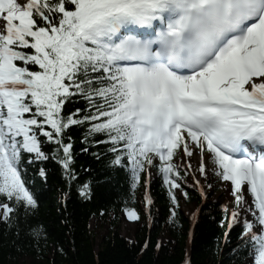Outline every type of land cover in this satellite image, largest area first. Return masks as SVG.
Returning a JSON list of instances; mask_svg holds the SVG:
<instances>
[{"label":"snow or ice","instance_id":"6c2138e0","mask_svg":"<svg viewBox=\"0 0 264 264\" xmlns=\"http://www.w3.org/2000/svg\"><path fill=\"white\" fill-rule=\"evenodd\" d=\"M74 127L129 171L133 199L156 169L178 208L186 178L201 181L174 158L198 155L196 171L234 197L233 251L264 264V0H0V224L17 237L47 238L31 222V165L55 160L69 187L78 180ZM78 190L90 196L89 183Z\"/></svg>","mask_w":264,"mask_h":264},{"label":"trees","instance_id":"16d2710c","mask_svg":"<svg viewBox=\"0 0 264 264\" xmlns=\"http://www.w3.org/2000/svg\"><path fill=\"white\" fill-rule=\"evenodd\" d=\"M77 106L68 104L66 108L74 111ZM83 134L84 129L76 127L70 133L75 141L78 173L71 187L55 160L36 162L28 168L38 200L31 222L41 223L47 238L34 241L26 227L17 237L14 228L0 224V264H27V258L33 260L28 264H35V260L42 264H183L185 259L191 264H246L247 252L242 248L233 251L241 226L229 232L223 202L207 200L197 187L183 183L188 195L176 192L177 208L158 172L146 186V171L133 199L129 171L112 164L114 157L106 146L84 143ZM82 148L88 150L81 151ZM41 168L46 177L39 175ZM84 182L90 185L88 198L79 194V185ZM146 191L153 198L150 210L144 203ZM180 202L195 204L198 212L187 216ZM125 207L134 208L142 219L132 239L116 228ZM173 210L175 217L171 215ZM110 216L109 229L96 235L90 227L91 218L106 220Z\"/></svg>","mask_w":264,"mask_h":264},{"label":"rangeland","instance_id":"374dc122","mask_svg":"<svg viewBox=\"0 0 264 264\" xmlns=\"http://www.w3.org/2000/svg\"><path fill=\"white\" fill-rule=\"evenodd\" d=\"M181 153H178L176 157V161L181 163V167L185 165V163L189 160L187 156H184L183 161H179V156ZM191 159H194L192 165L193 168L190 170L191 172L195 173V175L200 179L201 184L204 186L206 199H218L219 201L223 202V204L228 208L231 209L233 207V201L234 197L230 191V188L220 180H217L215 176L211 173V170L209 169L207 172V178H205L204 175H201L199 172L196 171V167L199 164L200 157L198 155H194ZM152 177L151 180L154 177V169H151ZM188 185L193 187H198L196 185L195 180L188 176L186 178V182ZM211 185V187H209ZM149 186V184L147 185ZM177 194L180 193L179 190H176ZM140 206L143 207L142 203H140ZM180 209L183 213H185L187 216L191 217L193 213L198 212V207L195 204H186L183 202H180ZM110 218L103 220L98 217H92L90 220V227L93 229L94 233L96 235L104 234L110 227ZM142 223V219L140 218L138 221H129L126 217L125 212H123L118 221L116 222V228L119 229L121 234L124 236L132 239L134 238L135 231L137 227ZM164 237L165 235L162 234ZM33 260L31 258H27L24 260L25 263H31ZM35 264H42L39 261L35 260Z\"/></svg>","mask_w":264,"mask_h":264},{"label":"bare ground","instance_id":"6f19581e","mask_svg":"<svg viewBox=\"0 0 264 264\" xmlns=\"http://www.w3.org/2000/svg\"><path fill=\"white\" fill-rule=\"evenodd\" d=\"M194 159H191L190 161L188 160L185 164H187L188 162L193 163Z\"/></svg>","mask_w":264,"mask_h":264}]
</instances>
